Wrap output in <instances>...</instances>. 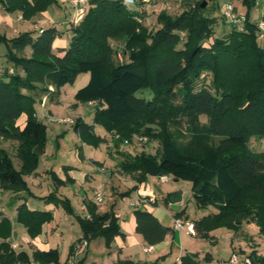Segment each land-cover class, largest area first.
<instances>
[{"label":"trees","instance_id":"16d2710c","mask_svg":"<svg viewBox=\"0 0 264 264\" xmlns=\"http://www.w3.org/2000/svg\"><path fill=\"white\" fill-rule=\"evenodd\" d=\"M256 1L243 0L248 12ZM202 3L198 1L178 16L161 12L160 28L152 32L124 0H89L84 18L67 30L69 46L57 50L55 40L64 32L56 27L16 37L0 34V44L6 45V58L12 65L0 70V190L28 191L25 177L35 173L46 151L48 129L37 117L36 99L28 92L38 86L47 90L48 84L60 89L80 74L90 73L89 82L75 94L79 102H96L95 124L78 117L73 127L85 144L99 147L106 142L96 133V124L112 136L119 135L117 148L126 141L132 144L135 136L159 142L157 154L121 152L123 172L138 173L139 181L147 175H169L191 182L197 205L218 210L195 221L202 237L209 238L222 227L238 229L245 221L255 223L264 235V153L250 148L252 137L264 138L260 20H250L247 13L244 31L232 27L229 34L215 37L206 46L215 36V19L205 13L207 6L201 8ZM0 5L5 12L20 13L30 21L58 6L59 0H0ZM118 41L125 46L122 62L115 58L118 50L113 43ZM147 88L153 94L150 99L137 95ZM24 114L27 121L21 127L18 120ZM202 116L207 117L206 123ZM182 120L187 136L174 127ZM2 140L18 142L21 169H16ZM181 196L182 191L171 192L167 203L180 201ZM47 198L57 199L55 192ZM61 202L72 213L68 201ZM87 207L91 217L79 219L86 239L104 237L110 246L116 236H125L114 212L100 213L93 203ZM135 216L136 231L149 245H158L172 233V228L147 210L136 209ZM51 219L49 212L31 210L25 203L18 208V221L32 235ZM11 234L12 222L4 217L0 221V264L31 263L26 252L12 247ZM32 259L59 264L58 251L36 252ZM252 260L264 264V256ZM203 261H212V256L207 254ZM181 264L202 262L198 254H186Z\"/></svg>","mask_w":264,"mask_h":264},{"label":"crops","instance_id":"0c3cea01","mask_svg":"<svg viewBox=\"0 0 264 264\" xmlns=\"http://www.w3.org/2000/svg\"><path fill=\"white\" fill-rule=\"evenodd\" d=\"M67 3H69L68 0H59L58 6L54 5L46 12L27 21V31L37 32L40 29L49 27H56L59 30L57 24L62 20L60 11ZM257 3L258 0L255 6L248 12L250 20L255 22H258L264 16L263 12L262 15H259L255 19L253 18L254 9L256 5L258 6ZM260 3H263L261 7L262 11V9H264V0H261V2L259 1V4ZM125 4L131 10L137 11V6H135L136 4L133 2H125ZM258 7H260V5ZM3 11L5 10L0 5V27H8V29L12 31V34L15 32V37L18 36L16 34L20 31L17 29V25L24 21L22 15L17 13L16 18H14V15L3 16ZM241 14L246 15L247 12L245 11ZM66 34L69 35V33L66 32L62 37L55 40V50L58 48H67L69 46L70 36L67 37ZM60 55H63V53H60ZM56 103H60V101L57 100ZM95 103L90 102V105L95 106ZM46 112L53 114L51 110L50 112L46 110ZM76 116L78 117V115ZM26 121L27 115L24 114L19 118L18 125L24 127ZM67 131H62L66 132L64 133L65 136L68 134ZM62 132L58 135L59 138L62 137ZM107 135L111 138L107 154L115 150L118 152L119 148L117 149L115 145V139L119 138V135L116 134L112 136L109 133ZM104 139H106V137H104ZM128 144V141H126L121 146L125 148ZM121 152L127 151L122 148L120 149V154ZM45 154L46 152L44 155ZM79 157L84 161L85 156H81L80 154ZM42 158L43 155L40 158V164L35 173L25 177L26 180L28 178L32 179L31 184L27 180L29 186L28 191L7 192L0 190V221L6 217L12 222V234L8 241L17 252H26L33 263L40 264L32 259L36 252L50 251H58L59 264H70L71 262L74 264H118L120 261L181 264V258L186 254H198L202 264H233L231 262V257L235 252L238 254L240 253L242 259L245 257L257 258L263 256V254L259 252V245L261 242H264V235L260 233L259 227L252 222H250L251 228L253 229L251 235L244 231L243 228L236 230L225 227L218 228L210 233L209 238L202 237L197 231L195 234L189 233L186 228L177 230L175 228V220L178 218L185 222L191 221L195 223L196 220L209 214L217 213L218 210L213 207L209 213L201 215L203 209L197 206L196 212L192 215L189 212L188 206H183L185 197L181 189L165 190L162 187L157 188L150 182L152 179H156L157 176L147 175L143 180L139 181L138 173H124L122 167H120L124 161V156L120 163L115 164L114 167L110 166L109 168L105 167L106 161L89 159L92 164H96L98 167V170H95V172H108L107 174H109V176L107 177L101 176L100 174L83 172V169L78 165H64L62 171L47 167L44 170H40ZM111 159L112 157H110V160ZM116 166L119 167L115 168ZM102 169H104V171ZM118 170L121 171V174H125L124 181L117 178V176L122 178ZM48 177H51V180L59 189L47 195H43V193L39 192H43L42 190H44L45 185L48 183ZM55 177L59 180L58 182H56ZM137 182L140 183L135 191L134 188L138 184ZM34 188L38 193L34 191ZM64 190H68L67 194L62 193ZM97 190L104 191L105 196L102 204H96L95 192ZM176 191H182L181 200L167 203L168 194ZM54 192L57 199L55 201H50L47 197ZM128 193H130V195H126ZM133 196H135V200L132 203L124 202L125 199ZM139 197H145L149 202L141 206H135L134 203ZM59 200H67L72 213H69L67 211V205H64L61 201L59 202ZM24 203L31 210L49 212L52 215V219L44 222L39 231L35 232V235L30 234L28 228L18 221V208ZM88 203L95 204L100 213L114 212L118 219L120 229L125 236H116L110 246L107 245L104 237L91 240L86 239L79 219L86 218L84 207H87ZM128 204L132 206L131 210L128 209ZM6 206L14 208V211L8 214L5 208ZM136 209H143L153 213L164 225L172 228V233L158 245H149L144 241L142 235L138 234L136 231ZM85 240H88V245L86 246L84 245ZM207 246H210V248ZM149 248L151 249L147 250ZM207 254L212 256V261H203Z\"/></svg>","mask_w":264,"mask_h":264},{"label":"rangeland","instance_id":"374dc122","mask_svg":"<svg viewBox=\"0 0 264 264\" xmlns=\"http://www.w3.org/2000/svg\"><path fill=\"white\" fill-rule=\"evenodd\" d=\"M198 1H202L203 3L206 2L207 9L205 10V13L215 19V26H214L215 36H213L210 40L205 42L206 46L211 44V42H213L215 37H223L229 34L230 31L232 30V26L229 23H227L221 15L222 9L228 2H232L234 6L237 8L239 13L245 11L248 13V6L244 5L243 0H211V1L210 0H143V2H140L138 0H133V1L124 0V2H130V3L133 2L134 4H136L135 5L137 6L136 12L140 14V18L144 20L145 25L152 32L160 28V24L158 23V16L161 12L164 11L172 16H178L184 10L190 7L194 8ZM259 1L261 2V0H258L257 4L258 6L260 5V7L256 5L254 9V16H253L254 19L259 15H262L264 12V9H262L261 11V7L263 6V3L259 4ZM4 12L5 11H3L2 13L3 16L14 15V18H16L17 13L9 14L7 12L5 13ZM60 13L62 20H60V23H58L57 25L60 31L66 33L67 30L72 25L71 22L74 14V9L72 8V5L67 3L64 5V8L60 11ZM27 25H28L27 20H24L20 24H18L17 29H19L20 32L16 35H20L22 32L27 31ZM14 33L12 34V31L8 29V27H3V26L0 27L1 35H6V36L8 35V37H15ZM66 35L67 37L70 36L68 34ZM258 41L259 44L263 45L264 36L263 37L260 36ZM123 42L124 41L122 42L118 41L113 43L114 48L118 50V53L115 55V58L120 62L125 61V58L123 57V51L125 50V46ZM182 46L183 44H181V47ZM6 53H7L6 45L3 43L0 44L1 71L5 70L8 67H12V65L7 61ZM10 70L13 69L11 68ZM204 75H206L205 72L202 74V76ZM89 79H90V73H82L76 78V80L73 83H69L60 89H57L55 86L51 84H48L47 90H43L44 88L43 86H38V88L33 92H28L36 99L35 108L38 118L43 121V123L47 126L48 129L47 145H46L47 150L45 151L46 152L45 155L43 153L40 170H44L47 167L57 171H62L64 165H78L83 169V172L90 174H100L101 176L107 177L109 176V174H107L108 172L106 173H102V172L98 173L97 171L95 172V170H98V167L96 164H92L89 159H96L103 162L106 161L105 167L109 168L110 166L114 167L115 164L120 163L122 161L123 156L120 154V149L122 148L126 149L127 152H131L132 154H139L143 151L147 153L157 154L158 149L160 148L159 142L157 141L149 142L148 139L146 142H143L142 140H140V138H143L141 136H135L133 140L134 142L132 144L126 145L125 148L123 146L119 147V149L117 148L119 150V151L117 150L118 152H116L115 150L112 153L107 154V150H109V144H110L109 142L111 138L107 135L108 132L103 126L96 124L95 125L96 133L102 136L103 138L106 137L107 142L102 143L99 147H95L89 144H85L82 141L79 133L72 129L74 127L73 124L71 123L63 124V123L55 122L51 119V116L54 117L70 116V117H74L75 119H77L78 117H82L83 120L89 125L95 124L94 122H95L96 106L90 105V102H79L75 98V94L77 93V91L82 87H84L89 82ZM137 95L140 97H145L147 99H150L153 94L151 90L147 88L138 92ZM45 97H48V101L45 104V108L49 112L51 110L53 114L47 113L46 115H44L45 109L42 100ZM57 100L60 101V103H56ZM76 115H78V117ZM201 121L202 123H206L207 117L202 116ZM174 127L176 130L180 131L181 134H183V136H187L188 134V131L186 129L187 124L184 123L183 120L181 122L177 121L174 124ZM62 131H67L68 133L67 136H65L64 134L66 132H62ZM60 132H62L61 133L62 137L59 138L58 135L60 134ZM2 142H4V140H2ZM17 146H18V142L12 140H5V142L2 144V147L8 151L10 157L12 158L16 169L19 170L21 169V161L17 157ZM250 148L255 153H264V138H260L257 136L252 137L250 139ZM80 154L81 156H85L84 161L80 159L79 157ZM109 156L112 157L111 160ZM117 167L119 166H116L115 168ZM118 171H119V175H121L122 178L119 176H117V178L120 179L121 181H124L125 174L124 173L121 174L120 170ZM170 177L171 180L168 183H161L158 177L156 179H152L153 181L151 180L150 182L153 185H155L157 188L162 187L165 190L181 189L184 192V197H185L183 206L184 207L188 206L189 212L192 215H194L198 205L196 201H194L191 182L184 180L175 181L172 178V176ZM27 180L28 182H30V184L32 183V179L28 178ZM47 182L48 183L45 185L44 190H42L43 192H39V193H43V195L45 194L47 195L53 192L54 190L59 189L56 186V184L51 180V177L47 178ZM247 190H250L249 187L247 188ZM34 191L38 193L35 188ZM67 191L68 190H64L62 191V193L67 194ZM134 200H135V196L125 199L124 202L132 203ZM213 207L214 206L212 205H207L206 207L200 208L203 209L201 215H204L205 213H209V211H211ZM5 208L7 209L8 214L12 213L11 211H14L13 210L14 208L7 206ZM128 209L129 210L132 209V206H130L129 204H128ZM240 228H243L244 231H246L248 234L250 235L252 234L253 229L251 228L250 222L248 221L243 222ZM207 247L210 248V246ZM259 247H260L259 252H261L264 256V242H261ZM239 256L242 259L240 253Z\"/></svg>","mask_w":264,"mask_h":264},{"label":"built area","instance_id":"2783aa9c","mask_svg":"<svg viewBox=\"0 0 264 264\" xmlns=\"http://www.w3.org/2000/svg\"><path fill=\"white\" fill-rule=\"evenodd\" d=\"M69 4L72 5V8L74 9V15L72 18V25H77L79 22L84 18L86 11H87V6H88V1L87 0H68ZM221 15L223 19L229 23L233 28H235L238 31H244L245 30V24L247 21L246 15L241 14L238 12L237 8L234 6L232 2H228L224 8L221 11ZM258 27L261 32V37L264 36V20H260L258 22ZM42 31V30H41ZM13 72V70H10ZM52 89V88H51ZM48 101V97L43 98L42 103L45 109V104ZM43 109V110H44ZM44 115L47 114L46 110L44 111ZM38 117V115H37ZM51 119L55 122L63 123V124H68L71 123L75 125L76 120L74 117H54L51 116ZM143 142L147 141L146 137L140 138ZM104 171V169H102ZM160 182L166 183L171 180V177L169 175H161L158 176ZM104 191L103 190H97L95 192V199H96V204H102L104 202ZM147 198L145 197H139L137 201L134 203L135 206H141L143 204L148 203ZM85 217L90 218V213L88 211V208L85 206ZM175 228L177 230H182V229H187L189 233L195 234L196 233V228H195V223L191 221H184L182 219H176L175 220ZM84 245H88V241H84ZM151 248L147 249L150 250ZM231 262L233 264H254L252 258L250 257H245L244 259H241L239 254L237 252L232 254L231 257ZM30 264H36V263H30ZM70 264H74L71 262Z\"/></svg>","mask_w":264,"mask_h":264},{"label":"water","instance_id":"95a60500","mask_svg":"<svg viewBox=\"0 0 264 264\" xmlns=\"http://www.w3.org/2000/svg\"><path fill=\"white\" fill-rule=\"evenodd\" d=\"M201 7L202 8L206 7V2L202 3Z\"/></svg>","mask_w":264,"mask_h":264}]
</instances>
